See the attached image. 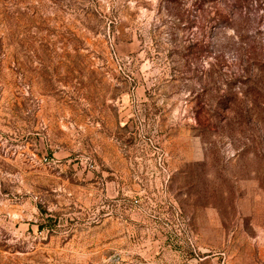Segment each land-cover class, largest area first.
<instances>
[{
  "label": "rangeland",
  "instance_id": "obj_1",
  "mask_svg": "<svg viewBox=\"0 0 264 264\" xmlns=\"http://www.w3.org/2000/svg\"><path fill=\"white\" fill-rule=\"evenodd\" d=\"M0 264H264V0H0Z\"/></svg>",
  "mask_w": 264,
  "mask_h": 264
}]
</instances>
